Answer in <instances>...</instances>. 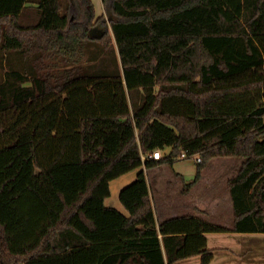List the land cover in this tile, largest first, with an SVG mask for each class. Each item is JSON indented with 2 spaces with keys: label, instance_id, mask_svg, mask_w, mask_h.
<instances>
[{
  "label": "trees",
  "instance_id": "trees-1",
  "mask_svg": "<svg viewBox=\"0 0 264 264\" xmlns=\"http://www.w3.org/2000/svg\"><path fill=\"white\" fill-rule=\"evenodd\" d=\"M100 1L0 0V264H209L228 229L155 219L145 169L182 152L184 190L241 158L230 230L264 234V0Z\"/></svg>",
  "mask_w": 264,
  "mask_h": 264
},
{
  "label": "crops",
  "instance_id": "crops-1",
  "mask_svg": "<svg viewBox=\"0 0 264 264\" xmlns=\"http://www.w3.org/2000/svg\"><path fill=\"white\" fill-rule=\"evenodd\" d=\"M241 162L242 161H240V163ZM138 171L139 168H136L110 180V195L105 199L106 206L114 207L120 212L124 214L126 213L125 209L123 208L118 199V193L123 186L129 184L134 180ZM230 171L232 170L230 169ZM233 171H235V169ZM145 174L149 185L150 198L152 201V206L154 209L155 219L157 223L169 217L190 214L228 229L227 231L216 233L222 234L224 236H239L241 234L240 232H234L230 230L233 226V205L230 193L225 184L227 180L233 175H230L228 179L226 178L222 180L224 182V189L222 188V195L219 194L216 190H210L205 188L199 189L196 187V184H193L184 190L182 187L183 183L181 181V187L176 186V191L171 193L170 196L168 195L167 198L168 192L165 191L167 189L165 188V186L161 185L163 183L160 179L162 177L176 178L177 176L178 178H180V175L171 171L168 166L164 165H159L151 169H145ZM209 183L211 184V181H206L204 185ZM174 199L177 200L173 201ZM178 201H181V204H179ZM208 208H212V210H218L219 212L216 214L217 216L212 213V216L214 217L212 219L209 218L207 214ZM222 211H224V213ZM210 234L211 233H206L207 247L213 253V258L209 264H234L236 256L237 258L238 255L240 256V246L238 245L237 247H235V245H230L228 244V242L226 244L220 243L211 246L209 238ZM242 234L249 235L250 233ZM252 234H254L253 236H256L257 234L260 235V233ZM183 260H193L192 264H200L198 255ZM178 262L176 263L181 264Z\"/></svg>",
  "mask_w": 264,
  "mask_h": 264
},
{
  "label": "rangeland",
  "instance_id": "rangeland-1",
  "mask_svg": "<svg viewBox=\"0 0 264 264\" xmlns=\"http://www.w3.org/2000/svg\"><path fill=\"white\" fill-rule=\"evenodd\" d=\"M91 1L95 7L96 15H100L103 12L101 1L100 0H91ZM85 53H91V51H86ZM83 57L85 58L92 57V55H83ZM85 58H83L82 60V63L84 64L86 62ZM88 63H89V66L86 68L88 69L92 68V61H89ZM195 161H196L195 157L177 159L173 162L171 167H168L171 171L178 173L180 175V178H178L177 176L176 177L177 179L176 178H163V177L160 179L163 183L161 185L165 186V188L169 190L167 191L164 189L166 192H168L167 198H168V195L170 196L171 193L176 191V186L181 187L182 179L185 182L194 179L195 174L197 172V165ZM240 161H242L241 158H230V157L210 158L209 160L205 162L204 166L201 168L199 177L193 184H196L197 185L196 187L199 189L205 188V189H210V190H216L219 194L222 195V192H223L222 188L224 189V182L222 180L226 178L228 179L230 175L234 176L237 173L242 163V162L240 163ZM230 169L232 171H230ZM234 169L235 171H233ZM206 181H209V182L211 181V184L209 183V184L204 185ZM225 186H227V182ZM176 200L174 199L173 201H176ZM178 202L179 204H181V201H178ZM207 212H208L207 214L209 218L212 219L214 217L212 216V213L216 215L219 211L212 210V208L211 209L208 208ZM222 212L224 213V211ZM261 234L262 233H260V235L257 234L256 236H253L254 234L252 233H250L249 235L241 233L239 236H230V235L224 236L219 233H211L209 235V238H210L211 246H213L214 244H220V243L226 244L227 242L230 245H235V247H237L238 245L240 246V256L238 255V258L236 256V260L234 264H264V234L262 235ZM192 261L193 260H181L178 263L192 264L193 263Z\"/></svg>",
  "mask_w": 264,
  "mask_h": 264
},
{
  "label": "built area",
  "instance_id": "built-area-1",
  "mask_svg": "<svg viewBox=\"0 0 264 264\" xmlns=\"http://www.w3.org/2000/svg\"><path fill=\"white\" fill-rule=\"evenodd\" d=\"M150 157L153 159H161L162 155L159 150H155L151 153ZM189 157H195L196 161H200L199 157H196L195 155H192V156L188 155L186 152H182L179 156V159H184V158H189ZM145 158H147V156L143 155L142 159H145Z\"/></svg>",
  "mask_w": 264,
  "mask_h": 264
}]
</instances>
